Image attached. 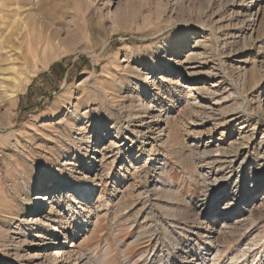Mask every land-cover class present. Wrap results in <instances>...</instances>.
<instances>
[{"label": "rangeland", "instance_id": "obj_1", "mask_svg": "<svg viewBox=\"0 0 264 264\" xmlns=\"http://www.w3.org/2000/svg\"><path fill=\"white\" fill-rule=\"evenodd\" d=\"M15 2L58 39L12 105L0 94V233L25 241L0 240V264H264V0H0V10ZM96 81L117 86L114 100ZM81 185L94 192L77 206L69 189ZM45 204L50 220L31 228ZM57 232L79 238L61 258Z\"/></svg>", "mask_w": 264, "mask_h": 264}, {"label": "bare ground", "instance_id": "obj_2", "mask_svg": "<svg viewBox=\"0 0 264 264\" xmlns=\"http://www.w3.org/2000/svg\"><path fill=\"white\" fill-rule=\"evenodd\" d=\"M15 4H16V2H15ZM16 5H17V8H15ZM16 5H13L14 9H12V10H8V9L0 10V94L6 95L8 97L7 100L10 99L11 105L13 104L14 100L18 97V94L23 93L25 91L27 85L29 84L30 77H33L35 74V72H33L29 69L30 66H32L33 64H36L37 62L38 63L40 62L41 67L44 68L52 60H54V57H44V56H45V53L47 50H49V49H51V51L53 50L52 49L53 44L58 39V38L55 39V37H54L55 33L54 34L50 33L51 35H47L49 32L45 33L46 30L43 31V28L42 29L38 28L37 24H36L37 25L36 26L35 23H34V25L32 23H31L32 25L30 23H28L27 21H29V20H27V19L25 20V18H23V16H21V14L23 15V11L21 8L22 6L20 7V6H18V4H16ZM9 7H11V6H9ZM2 26H4L5 28ZM3 28H4V30H3ZM57 35H58V33H57ZM56 37H58V36H56ZM103 46H104V44H103ZM42 56L45 59L44 58L40 59V57H42ZM46 56H48V55L46 54ZM42 59H44V60L42 61ZM29 70L32 73H30ZM121 71H123L124 74H127V75L133 74L134 72H136V70L133 67H131L129 64H127L124 67H121ZM113 78H112V80H113ZM104 83H103V85H104ZM103 85H101V86H99V84L97 85V81H96V84L95 83L92 84L90 88L96 92H99L102 96H104V97L106 96L107 97L106 99H108V101L114 100L113 97L116 96V90H117L116 87L117 86L114 84L113 85L111 84V85H108L107 87L103 88L104 87ZM149 107H151L150 103L144 104V102H142V100H141L138 103L137 112L139 114H142L144 117L147 114H149V111H150ZM123 108H124V106H123ZM121 111H123V109ZM137 118H139V117H137ZM145 129H149V126L146 125ZM101 150L103 152H105L107 149L102 148L99 151H101ZM205 152L207 154L209 153V151H205ZM213 152H218V153L222 154L219 149L213 150ZM110 154H112V155H110ZM207 154H205V155H207ZM115 157H117V153H115L114 151L112 153L108 152L105 160H111ZM217 159H219V158H217ZM93 166H94L93 162H91V164H90L91 169L87 170L86 173H88V174L93 173L94 172ZM50 188H49V191H47V190H46L47 192L45 191L47 193V194H45L46 196L45 195L43 196V199H46L47 201L50 200L51 198H53L52 196L54 194L53 193L54 191H52V189H50ZM35 191H37V190L35 189ZM67 191L68 190H66V192ZM69 191L74 192V197H73L74 204L77 206H81V205H86L89 202L91 195H92V192H94V186L86 188V187L81 185L79 188H72V189H69ZM32 196H35V194H32ZM225 197H227V196H225ZM222 198H224V195L221 192H219V190L214 192V195H213L214 201L220 202L222 200ZM227 198H229V197H227ZM46 206H47V204H45V208H44L45 210L43 212H41L40 214H38L40 216H36L35 210H31L32 214H30V216L28 217L29 219L26 220V221L32 222L29 225L31 228H37L38 229L41 225H44L47 220H50L49 219L50 215H49V213H47ZM227 206H233L231 200L228 202ZM226 210L229 211L230 209H226ZM6 212L7 211L5 209L4 210L0 209L1 214L5 215ZM76 214H78V212H76ZM219 218H220V221L222 224H224L226 221L228 222L231 220V218L229 216H227L226 212L219 214ZM56 222H57V224L59 223V221H56ZM16 233L19 234V231L17 230ZM20 234H22L21 237H26L24 235V233H20ZM50 236H51V234H50ZM5 239H7L10 242L15 244V240L13 239V237H11L9 235V233H4V232L0 233V240L5 242L4 241ZM55 240H60V235L58 232L54 238V241ZM78 241H79L78 233L74 234V239L72 240L71 244H70V242H67L66 239L58 241L57 246H58V248L60 247V250H55L56 254L60 255V253H62L60 255V258L63 257V251L67 252L64 250V248L76 247L78 244ZM24 242L25 241L23 239L22 240L20 239L16 242L15 245L19 248L20 245ZM80 258H81V256H80ZM228 259H230L229 261H231V263L232 262L236 263L238 261V257L236 255H230V258H228Z\"/></svg>", "mask_w": 264, "mask_h": 264}]
</instances>
